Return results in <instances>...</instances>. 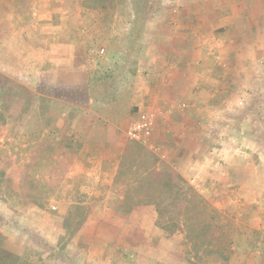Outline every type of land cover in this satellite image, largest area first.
Here are the masks:
<instances>
[{
	"label": "rangeland",
	"instance_id": "rangeland-1",
	"mask_svg": "<svg viewBox=\"0 0 264 264\" xmlns=\"http://www.w3.org/2000/svg\"><path fill=\"white\" fill-rule=\"evenodd\" d=\"M85 1L0 0V88L24 86L30 92L0 100V110L8 117L7 125L0 129V233L22 264H192L184 236L168 235L155 226L154 207L138 211L142 234L133 235L132 241H141L143 248L136 245V254L129 249L125 253L115 242H107L110 248L105 247L110 232L96 240L89 227L72 235L66 219L74 218L79 208H85L87 214L85 227L93 213H98L100 225L108 219L109 210L123 214L119 210L124 200L117 195H134L135 186L126 188L119 182L100 187L91 181L97 174L89 176L79 169L85 149L91 157L105 156L101 136L85 142L73 133L69 117H61L70 114V108L61 107L52 89L39 87L38 71L45 70L43 65L54 54L55 44H67L75 47L78 65L95 72V78L106 76L105 64L116 53L124 62L113 76L122 78L125 70L136 69L129 54L135 48L134 38L139 37L135 43H144L140 34L145 38L152 33L148 23L181 18L188 2L202 0H109L104 10L88 9ZM89 53L102 58H88ZM98 99L106 98L101 95ZM118 104V115L126 119L118 140L127 147L132 143L125 132L139 112L127 109V99ZM254 187L243 186L238 191L240 200L234 202L215 198L210 191L201 193L224 218L230 245L228 260L209 259L208 263L264 264V186ZM230 190L227 187L223 195H230Z\"/></svg>",
	"mask_w": 264,
	"mask_h": 264
},
{
	"label": "crops",
	"instance_id": "crops-1",
	"mask_svg": "<svg viewBox=\"0 0 264 264\" xmlns=\"http://www.w3.org/2000/svg\"><path fill=\"white\" fill-rule=\"evenodd\" d=\"M196 2H188L181 18L148 23L152 33L145 38L140 34L144 43L134 38L129 54L136 69L125 70L122 78L113 76L124 62L116 53L105 64L109 72L103 80L78 65L75 47L67 44H55L45 70L38 71L39 87L52 89L61 107L70 108L71 113L61 117H69L73 133L85 142L101 136L105 156L91 157L85 149L80 161L84 164L77 165L89 176L97 174L92 184L116 186L126 151L125 142L118 140L126 119L116 111L123 98L128 110L157 115L153 150L149 149L156 158V172L171 171L200 194L210 191L230 202L240 200L243 186H264V0ZM91 57L102 58L89 53ZM101 95L106 103L98 99ZM98 147L100 151L101 144ZM227 187L233 190L223 195ZM125 196L117 195L120 200ZM140 210H109L101 226L98 213L88 214V224L79 232L89 227L94 240L110 232L105 247L115 242L126 253L127 240L142 234Z\"/></svg>",
	"mask_w": 264,
	"mask_h": 264
},
{
	"label": "trees",
	"instance_id": "trees-1",
	"mask_svg": "<svg viewBox=\"0 0 264 264\" xmlns=\"http://www.w3.org/2000/svg\"><path fill=\"white\" fill-rule=\"evenodd\" d=\"M83 4L88 9L104 10L109 6V0H86ZM18 88L7 90L1 87L0 100L30 93L24 86ZM0 113L1 129L7 125L8 117L4 110H0ZM131 143L122 155L116 183L122 182L127 188L129 186L126 183L131 180L135 194L125 196L119 212L128 214L138 207H154L155 226L168 235L181 233L184 236V243L189 246L192 255V264H210L209 259L228 260L230 245L226 243V227L221 213L180 176H173L171 171L156 172L153 168L156 158L152 151L138 142ZM34 204L40 206L37 202ZM84 211L85 208H79L74 218L66 219L67 228H73L72 235L78 233L85 223L87 214ZM127 241L130 254H136L134 249L140 242L134 243L131 238ZM0 264H22L21 259L7 248L1 233Z\"/></svg>",
	"mask_w": 264,
	"mask_h": 264
},
{
	"label": "built area",
	"instance_id": "built-area-1",
	"mask_svg": "<svg viewBox=\"0 0 264 264\" xmlns=\"http://www.w3.org/2000/svg\"><path fill=\"white\" fill-rule=\"evenodd\" d=\"M103 53L104 50H101L100 54ZM156 118L157 115L152 111L141 112L136 119L130 122L125 132L127 139L153 150L151 140L156 131Z\"/></svg>",
	"mask_w": 264,
	"mask_h": 264
}]
</instances>
